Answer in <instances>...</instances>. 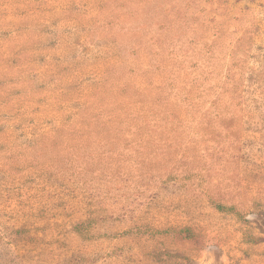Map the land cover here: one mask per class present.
Masks as SVG:
<instances>
[{"label":"rangeland","instance_id":"1","mask_svg":"<svg viewBox=\"0 0 264 264\" xmlns=\"http://www.w3.org/2000/svg\"><path fill=\"white\" fill-rule=\"evenodd\" d=\"M0 264H264V0H0Z\"/></svg>","mask_w":264,"mask_h":264}]
</instances>
